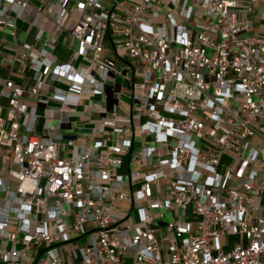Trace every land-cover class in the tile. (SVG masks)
Returning a JSON list of instances; mask_svg holds the SVG:
<instances>
[{
	"label": "built area",
	"instance_id": "1",
	"mask_svg": "<svg viewBox=\"0 0 264 264\" xmlns=\"http://www.w3.org/2000/svg\"><path fill=\"white\" fill-rule=\"evenodd\" d=\"M0 146V264H264V0H0Z\"/></svg>",
	"mask_w": 264,
	"mask_h": 264
},
{
	"label": "rangeland",
	"instance_id": "2",
	"mask_svg": "<svg viewBox=\"0 0 264 264\" xmlns=\"http://www.w3.org/2000/svg\"><path fill=\"white\" fill-rule=\"evenodd\" d=\"M258 30H260V28H258ZM127 67H129V65H127ZM126 67V68H127ZM125 88H124V94H123V96H122V102H124L125 104H131V102H132V100H131V97L129 96V93H130V88H129V86H130V82L128 83H126L125 84ZM30 102V101H29ZM30 104H32V105H35L36 103L35 102H30ZM76 114H70V116L71 117H73V116H75ZM99 119V116L97 115V114H91V115H89V117H88V120L91 122V123H94V122H96L97 120ZM81 123V122H80ZM83 123V122H82ZM81 123V124H82ZM0 153H2V150L0 149Z\"/></svg>",
	"mask_w": 264,
	"mask_h": 264
},
{
	"label": "crops",
	"instance_id": "3",
	"mask_svg": "<svg viewBox=\"0 0 264 264\" xmlns=\"http://www.w3.org/2000/svg\"><path fill=\"white\" fill-rule=\"evenodd\" d=\"M75 117H77V115L73 116V119H75ZM83 119V120H82ZM84 120L88 121V117H85V118H80V120L76 121V123L73 121L71 125H67L66 126V129H65V133L70 135V136H75L78 132H79V128H78V125L81 124L82 122H84ZM81 122V123H80ZM80 126V125H79ZM0 149L2 150L3 152V149L2 147L0 146ZM1 155V153H0Z\"/></svg>",
	"mask_w": 264,
	"mask_h": 264
}]
</instances>
